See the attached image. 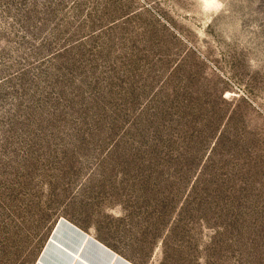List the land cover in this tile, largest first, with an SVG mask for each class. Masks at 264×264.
Returning a JSON list of instances; mask_svg holds the SVG:
<instances>
[{
    "label": "rangeland",
    "instance_id": "374dc122",
    "mask_svg": "<svg viewBox=\"0 0 264 264\" xmlns=\"http://www.w3.org/2000/svg\"><path fill=\"white\" fill-rule=\"evenodd\" d=\"M0 264H264V0H0Z\"/></svg>",
    "mask_w": 264,
    "mask_h": 264
}]
</instances>
